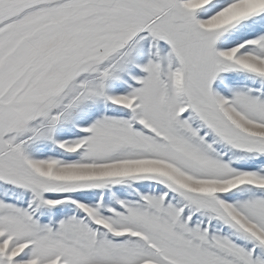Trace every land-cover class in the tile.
Instances as JSON below:
<instances>
[{
	"label": "snow or ice",
	"instance_id": "6c2138e0",
	"mask_svg": "<svg viewBox=\"0 0 264 264\" xmlns=\"http://www.w3.org/2000/svg\"><path fill=\"white\" fill-rule=\"evenodd\" d=\"M0 264H264V0H0Z\"/></svg>",
	"mask_w": 264,
	"mask_h": 264
}]
</instances>
